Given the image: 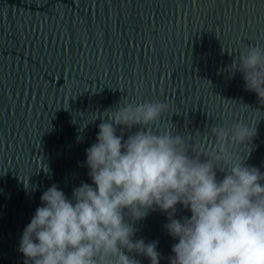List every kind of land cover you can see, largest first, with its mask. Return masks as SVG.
<instances>
[{"label": "water", "instance_id": "95a60500", "mask_svg": "<svg viewBox=\"0 0 264 264\" xmlns=\"http://www.w3.org/2000/svg\"><path fill=\"white\" fill-rule=\"evenodd\" d=\"M250 44L264 46V0H0V264H25L19 242L45 190L71 199L92 183L85 149L122 99L166 103L161 126L205 147L214 125L254 126L239 151L264 173V106L228 71ZM167 222L157 209L133 225L158 241L159 264L178 242Z\"/></svg>", "mask_w": 264, "mask_h": 264}, {"label": "clouds", "instance_id": "9594fccd", "mask_svg": "<svg viewBox=\"0 0 264 264\" xmlns=\"http://www.w3.org/2000/svg\"><path fill=\"white\" fill-rule=\"evenodd\" d=\"M228 71L239 72L264 106V46L245 45ZM167 109L122 99L99 117L96 142L85 149L92 183L73 188L71 199L56 184L42 193L19 242L25 264H140L137 257L159 264L158 241L134 239L133 226L157 209L178 241L168 264H264V173L244 163L256 128L214 125L205 147L162 127ZM178 204L190 217L174 218Z\"/></svg>", "mask_w": 264, "mask_h": 264}]
</instances>
